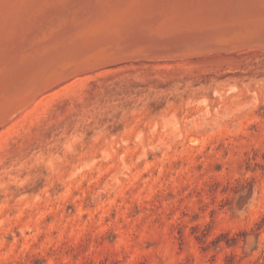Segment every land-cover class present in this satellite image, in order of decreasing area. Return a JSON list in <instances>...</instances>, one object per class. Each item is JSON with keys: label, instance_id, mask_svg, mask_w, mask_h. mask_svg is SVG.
<instances>
[{"label": "rangeland", "instance_id": "374dc122", "mask_svg": "<svg viewBox=\"0 0 264 264\" xmlns=\"http://www.w3.org/2000/svg\"><path fill=\"white\" fill-rule=\"evenodd\" d=\"M260 55L107 64L1 127L0 264H264Z\"/></svg>", "mask_w": 264, "mask_h": 264}, {"label": "bare ground", "instance_id": "6f19581e", "mask_svg": "<svg viewBox=\"0 0 264 264\" xmlns=\"http://www.w3.org/2000/svg\"><path fill=\"white\" fill-rule=\"evenodd\" d=\"M251 53L264 0H0V128L107 64Z\"/></svg>", "mask_w": 264, "mask_h": 264}]
</instances>
